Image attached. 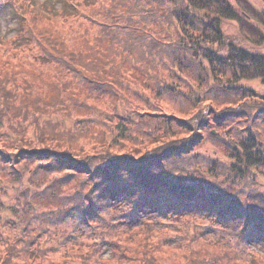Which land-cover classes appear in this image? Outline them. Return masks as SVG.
<instances>
[{
	"label": "trees",
	"instance_id": "obj_1",
	"mask_svg": "<svg viewBox=\"0 0 264 264\" xmlns=\"http://www.w3.org/2000/svg\"><path fill=\"white\" fill-rule=\"evenodd\" d=\"M3 5L0 0V12ZM111 13L88 18L97 29L92 36L67 40L31 20L23 42L55 66V75L38 87L32 83L42 79L33 75L39 71L29 56L16 57L11 45H0V171L38 164L25 194L35 208L20 219L22 252L39 256L41 264H65L72 255L79 264H96L105 236L126 228L137 244L129 247L130 264L134 253L160 250L171 254L170 264L175 258L203 264L198 259L208 253L218 264H233V255L264 264V256L251 251L264 250V89L248 86L259 79L264 88L257 13L226 0H113ZM226 20L244 27L255 48L229 42V52L214 54L212 46L225 42ZM191 78L201 86L190 94L180 85ZM53 84L54 95L47 97ZM214 92L221 102L204 100ZM161 103L170 105L169 115L158 112ZM216 104L224 109L214 114ZM56 113L74 122H103L79 138L51 123L36 125ZM33 136L53 149L33 147ZM91 145L97 153L82 158ZM207 145L215 150L202 151ZM42 176L56 177L59 186L28 190ZM43 222L47 227L40 231ZM218 229L225 246L218 252L196 248V237L203 241L200 234L208 239ZM46 235L49 248L35 247ZM113 253L112 261H119V252ZM5 255L2 264H12L9 249Z\"/></svg>",
	"mask_w": 264,
	"mask_h": 264
},
{
	"label": "rangeland",
	"instance_id": "obj_2",
	"mask_svg": "<svg viewBox=\"0 0 264 264\" xmlns=\"http://www.w3.org/2000/svg\"><path fill=\"white\" fill-rule=\"evenodd\" d=\"M122 1V0H119ZM230 3L231 6L237 7V9L249 8L252 9V12L257 13L255 20L261 22L263 25L262 31L264 32V24L262 23V15H264V0H226ZM3 8L0 12V45L7 44L11 45L12 49L16 57H23L29 56L28 61L35 65L38 68L39 73H33L35 78H40L42 81L32 83L38 87L44 80L49 82L51 76L55 75V66L47 65L46 62L41 61L40 56L41 53L38 52L31 44L23 42L25 29L31 24V20H35L38 26L43 28H47L52 30V35L62 36L65 40L69 38H82L86 34V36L90 37L97 31V29L91 25L89 17H93L97 11H110L112 10L113 13V0H3ZM252 5V6H251ZM125 7V6H124ZM246 10V9H245ZM112 13L110 15H112ZM257 16L259 19H257ZM259 27V26H258ZM244 28V27H242ZM236 22L232 20H226L223 22V27L221 29L222 38L225 42L222 46L214 45L212 46L211 51L214 52L216 55H223L224 51L229 52L228 43L231 42L232 44L237 43L240 47H248L250 50L254 49L255 46L252 41H249L247 37L250 34H245L242 29ZM238 41V42H237ZM22 43L21 46H18ZM17 48V49H15ZM262 50V49H261ZM263 51V50H262ZM35 57H39L35 59ZM17 63V62H15ZM215 69H219L218 66H215ZM53 71V72H52ZM194 73V70L192 71ZM22 74H19V77ZM212 80V79H211ZM196 80L191 78V81L184 82L180 86L181 88L188 93L197 92V89L194 88L195 85L199 83H195ZM20 82V81H18ZM203 82V81H202ZM205 82V81H204ZM215 82V81H214ZM214 87V84L209 83ZM248 86H252L257 90L264 89L263 84L259 81V79L255 82L248 83ZM200 85V84H199ZM201 86V85H200ZM54 88H51L47 92V97H51L54 95V89L57 87L56 84H53ZM263 91V90H262ZM202 94L201 92H199ZM214 98L217 102H221V98L218 96L216 92L214 94H210L209 96L205 97L204 100H211ZM243 100V99H241ZM167 102H170V99H167ZM218 104L215 105L213 111L214 114L223 111V107H217ZM170 105L168 103H161L158 112H161L162 115H169L172 111L169 110ZM207 109V106H206ZM213 114V115H214ZM187 118V117H184ZM213 117L211 118V120ZM96 123L95 117L90 118L89 120H84V118H80L76 122L74 120L63 116L60 113H56L54 115L44 116L40 119H36L37 126L42 127L47 123H51L52 125H57V128L61 131H69V132H76V135L79 137H87L91 135V132L94 130V127H97L100 123L103 122L102 119ZM163 120V119H160ZM29 122H33L34 118L30 116L28 118ZM31 124V123H30ZM30 124L25 123V127L28 131L32 134L33 129ZM211 128H214L211 126ZM221 129V128H220ZM224 131V130H223ZM33 135V134H32ZM32 139L34 142L33 147L35 148H46L47 150L53 149L52 142H49L48 147L43 146L42 144L38 143L33 136ZM3 138H0V149L3 148ZM9 144L12 145L11 142ZM92 146V145H91ZM208 148L202 149L205 151L208 149L210 152L214 149L213 146ZM80 148V145H77ZM86 147V146H85ZM84 148V147H83ZM215 150V149H214ZM4 152L7 155H12L15 153L13 150L5 149ZM97 153V150L92 146L87 148L86 153H83L82 158H87L88 155H93ZM224 154H218V157L223 161H230ZM13 161L18 160L19 157L12 158ZM12 165V164H11ZM38 165L36 162L32 163L30 166L24 165L23 163L20 164L19 167L10 166L11 168H7L6 171H0V258L2 260L6 259V252L9 249L10 258L12 264H41L42 261L39 256L32 257V255H28L25 252H22L19 246H23L24 242L22 241L21 237H24L22 234L21 229L23 228L20 219L23 218V213L28 209H34L35 207L29 203V197H25L27 194V187L30 181L31 176L29 172H32L33 169ZM18 169L21 170L19 173ZM24 171H27V175H25ZM7 174V176H2ZM32 182L36 181V186L32 188H28L31 190L32 193L37 192L38 190H43L47 186H55L58 185L57 181L53 183L56 179L53 178L52 180L48 177L42 176L40 177V182L33 178ZM19 182V183H16ZM261 182L264 184V177H261ZM38 213L39 210L36 209ZM30 214H28L29 216ZM27 216V215H26ZM25 216V217H26ZM41 226V223L38 224ZM47 227L45 222L42 223L40 231L44 230ZM96 228L95 226H93ZM62 229H64L62 227ZM91 230V226L88 228ZM9 232H13L9 234ZM35 231L34 234H36ZM129 229L124 228V230L120 229L117 233H111L112 237L105 236L104 243L101 241V245L98 249V260L95 261L96 264H130L129 262V247H135L137 244L131 238V234L129 233ZM221 231L218 229V233L214 236H209L208 239L204 237V235L200 234L203 241L197 240L198 238L194 237L193 233L190 232L188 238L191 241L192 239H196L193 243L199 241L196 245L197 249H206L212 252L219 251V245H224L223 240L221 239ZM42 240L39 241L37 244V248H49V245L46 244L48 240L47 235L46 237H40ZM27 239V238H25ZM18 241L17 244H14ZM201 241V242H200ZM54 240H51V243L54 244ZM96 243V241L91 240L90 244ZM85 243V245H90ZM84 245V246H85ZM225 246V245H224ZM8 247V248H7ZM77 248V246H76ZM132 248V249H133ZM235 246L231 248L232 253L233 251L236 252ZM131 249V250H132ZM113 250H117L119 252L120 259L119 261H112L111 258L114 259ZM35 251V249H34ZM74 251H76L74 249ZM253 253H257V255L264 256V250H260L259 246L255 247V249H251ZM237 253V252H236ZM54 254V253H53ZM238 254V253H237ZM56 255V254H54ZM154 255V256H153ZM153 255H145L142 257L138 253H134L132 255L133 261L135 264H143V262H148L150 259L155 258V262L158 260V264H164L167 259L171 258V254L167 251L160 250L154 252ZM232 255V254H230ZM239 255V254H238ZM12 256H15L13 258ZM118 256V257H119ZM156 256V257H155ZM57 257V256H55ZM54 256L52 258H55ZM239 258L230 257V260L233 261V264H259L257 261H251L248 258H243L239 255ZM49 258V259H52ZM252 258V256H251ZM264 258V257H263ZM48 259V260H49ZM79 258L76 256H69V260L65 264H79ZM183 258H175L172 261V264H186ZM199 261L202 260L203 264H218V261L215 259L213 254L208 253V255L203 254L199 257ZM0 264L2 262L0 261ZM8 264L9 261H8ZM165 264H170V262H165Z\"/></svg>",
	"mask_w": 264,
	"mask_h": 264
}]
</instances>
